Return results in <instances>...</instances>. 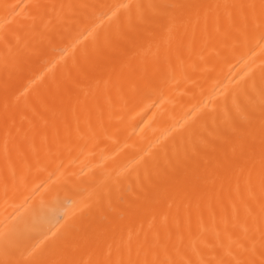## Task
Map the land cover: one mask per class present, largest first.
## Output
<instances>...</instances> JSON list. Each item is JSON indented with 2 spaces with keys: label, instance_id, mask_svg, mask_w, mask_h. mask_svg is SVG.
<instances>
[{
  "label": "bare ground",
  "instance_id": "1",
  "mask_svg": "<svg viewBox=\"0 0 264 264\" xmlns=\"http://www.w3.org/2000/svg\"><path fill=\"white\" fill-rule=\"evenodd\" d=\"M0 264H264V0H0Z\"/></svg>",
  "mask_w": 264,
  "mask_h": 264
}]
</instances>
